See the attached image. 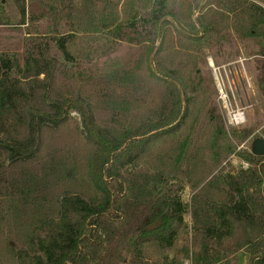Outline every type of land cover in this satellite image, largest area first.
<instances>
[{"label":"trees","instance_id":"16d2710c","mask_svg":"<svg viewBox=\"0 0 264 264\" xmlns=\"http://www.w3.org/2000/svg\"><path fill=\"white\" fill-rule=\"evenodd\" d=\"M190 1L188 21L177 34L195 47L215 34L217 10L223 4L240 27L248 29L245 38H253L257 25H264V8L247 9L246 0ZM14 3L24 25L25 0ZM163 3L160 0L159 11L153 8L150 13L156 27L152 42L159 40L160 47L170 25L167 15L160 14ZM197 9L201 19L193 21ZM160 47L147 45L145 53L148 76L156 82L154 107L132 114L124 102L104 103L111 113L126 115L124 130L100 122L92 99L65 96L53 70L45 69L33 50L26 51L24 69L16 59L0 54V188L8 192L2 195L0 190V253L6 261L111 264L118 248L173 249L187 231L186 205L157 187L176 167L168 168L164 160L177 154L180 162L186 144L172 148L176 152L162 148L159 158L155 147L180 133L191 102L177 70L156 65ZM59 48L67 54L65 44ZM34 85L37 97L21 101ZM71 110L81 117L85 140L84 157L75 164L66 155L45 156L47 136L65 125ZM238 156L248 169L227 175L226 190L207 179L193 186L206 205V216L201 223V263L193 257L192 264L220 263L240 251L248 255V264H264V158ZM153 161L162 167L155 168Z\"/></svg>","mask_w":264,"mask_h":264},{"label":"rangeland","instance_id":"374dc122","mask_svg":"<svg viewBox=\"0 0 264 264\" xmlns=\"http://www.w3.org/2000/svg\"><path fill=\"white\" fill-rule=\"evenodd\" d=\"M161 1L160 14L167 15L170 25L160 47L159 40L152 42L156 27L150 15L153 8L159 11L160 0H25L24 25L14 0H0V54L16 59L24 69L26 51L33 50L45 69L53 70L65 96L94 101L100 122L121 130L127 125L126 115L111 113L105 102H124L132 114L144 106L154 107L157 89L146 70L147 45L160 47L156 65L176 69L186 85L191 99L186 125L175 138L157 144L154 154L159 158L162 148L176 152L172 148L186 144L180 162H176L177 154L164 160L168 168L176 167L157 187L186 205L183 221L187 231L173 249L155 245L142 252L137 245L118 248L111 264H192L193 257L201 263L206 205L193 186L207 179L226 190L227 175L248 169L238 155L252 154L254 144L264 140V25H257L253 38H245L248 29L240 27L223 4L217 10L215 34L195 47L177 34L188 21L191 1ZM246 1L247 9L251 5L264 8V0ZM198 19L200 9L192 16L193 21ZM60 43L65 44L67 54ZM33 88L21 95V101L37 97L38 88ZM235 115L242 122H234ZM84 142L81 117L71 110L65 125L47 136L45 156L66 155L78 163L85 154ZM152 166L162 167L156 161ZM1 194L8 192L2 189ZM0 258L1 264H11L3 253ZM248 258L240 251L216 264H248Z\"/></svg>","mask_w":264,"mask_h":264},{"label":"water","instance_id":"95a60500","mask_svg":"<svg viewBox=\"0 0 264 264\" xmlns=\"http://www.w3.org/2000/svg\"><path fill=\"white\" fill-rule=\"evenodd\" d=\"M252 154L256 157H264V140H260L254 144Z\"/></svg>","mask_w":264,"mask_h":264},{"label":"bare ground","instance_id":"6f19581e","mask_svg":"<svg viewBox=\"0 0 264 264\" xmlns=\"http://www.w3.org/2000/svg\"><path fill=\"white\" fill-rule=\"evenodd\" d=\"M235 119H236V121L239 123V115H237L236 117H235ZM241 120V122H242V119H240Z\"/></svg>","mask_w":264,"mask_h":264},{"label":"built area","instance_id":"2783aa9c","mask_svg":"<svg viewBox=\"0 0 264 264\" xmlns=\"http://www.w3.org/2000/svg\"><path fill=\"white\" fill-rule=\"evenodd\" d=\"M236 116H237V115L234 116V122H235V117H236ZM239 121H240V115H239Z\"/></svg>","mask_w":264,"mask_h":264}]
</instances>
